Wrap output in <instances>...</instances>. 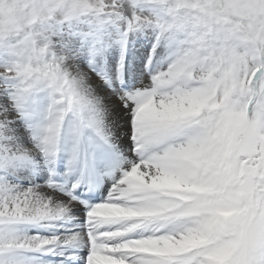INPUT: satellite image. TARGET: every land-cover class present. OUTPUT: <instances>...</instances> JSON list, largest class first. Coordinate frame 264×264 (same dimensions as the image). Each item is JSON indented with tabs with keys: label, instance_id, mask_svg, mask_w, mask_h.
I'll list each match as a JSON object with an SVG mask.
<instances>
[{
	"label": "snow or ice",
	"instance_id": "snow-or-ice-1",
	"mask_svg": "<svg viewBox=\"0 0 264 264\" xmlns=\"http://www.w3.org/2000/svg\"><path fill=\"white\" fill-rule=\"evenodd\" d=\"M0 264H264V0H0Z\"/></svg>",
	"mask_w": 264,
	"mask_h": 264
}]
</instances>
